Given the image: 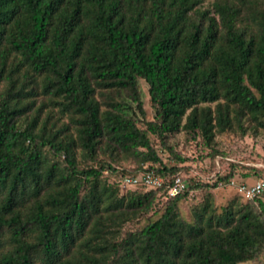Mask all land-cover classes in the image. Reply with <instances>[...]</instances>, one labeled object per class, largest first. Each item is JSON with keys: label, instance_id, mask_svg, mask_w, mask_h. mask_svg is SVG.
Segmentation results:
<instances>
[{"label": "trees", "instance_id": "16d2710c", "mask_svg": "<svg viewBox=\"0 0 264 264\" xmlns=\"http://www.w3.org/2000/svg\"><path fill=\"white\" fill-rule=\"evenodd\" d=\"M180 132L264 133V0H0V264H257L264 200L217 212L234 166L212 185L164 166L150 137ZM145 172L163 187L120 185Z\"/></svg>", "mask_w": 264, "mask_h": 264}, {"label": "rangeland", "instance_id": "374dc122", "mask_svg": "<svg viewBox=\"0 0 264 264\" xmlns=\"http://www.w3.org/2000/svg\"><path fill=\"white\" fill-rule=\"evenodd\" d=\"M138 86L145 120H151L153 113L150 108L147 86L142 81L138 83ZM136 115L142 121V118L138 114ZM138 127L143 128L141 122ZM150 142L164 166L186 168L191 177H195L207 185H212L216 178H223L230 169V165L234 166L232 179L237 183L247 184L246 181L249 179V184H252L257 180V177L252 174V169L264 170V133H260L257 137L247 135L242 140L238 139L237 133L215 136L211 147L206 146L201 138L190 139L189 135L184 132L168 138L165 147L161 146L153 137H150ZM211 149L217 151L213 162L211 161ZM174 155L184 159V162H178ZM120 168L130 170L133 166L131 163L123 162L120 164ZM241 174H248L247 180L242 179ZM219 182L223 185L226 180ZM202 195L203 193L195 199L186 200L181 204L183 219L189 220L191 211L201 203ZM211 195L217 212H220L231 201H236L239 204L245 203L234 188L226 185L211 189ZM257 264H264V256L259 258Z\"/></svg>", "mask_w": 264, "mask_h": 264}, {"label": "built area", "instance_id": "2783aa9c", "mask_svg": "<svg viewBox=\"0 0 264 264\" xmlns=\"http://www.w3.org/2000/svg\"><path fill=\"white\" fill-rule=\"evenodd\" d=\"M120 185L123 188H144L150 190H157L163 187V180L161 177L152 172L140 173L136 176H126L120 180ZM234 188L237 194L246 201H253L255 199L264 200V180H255L252 184L237 183L234 179H227L223 184ZM218 182L217 186H223ZM187 190V185L179 177L173 178L165 187V196L174 198L184 193ZM192 195V192H189Z\"/></svg>", "mask_w": 264, "mask_h": 264}, {"label": "crops", "instance_id": "0c3cea01", "mask_svg": "<svg viewBox=\"0 0 264 264\" xmlns=\"http://www.w3.org/2000/svg\"><path fill=\"white\" fill-rule=\"evenodd\" d=\"M247 180V179H246ZM247 182V184H249V179L246 181Z\"/></svg>", "mask_w": 264, "mask_h": 264}]
</instances>
